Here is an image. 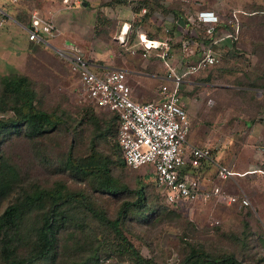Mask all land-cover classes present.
I'll return each mask as SVG.
<instances>
[{
    "label": "rangeland",
    "instance_id": "obj_1",
    "mask_svg": "<svg viewBox=\"0 0 264 264\" xmlns=\"http://www.w3.org/2000/svg\"><path fill=\"white\" fill-rule=\"evenodd\" d=\"M83 1L0 0V5L8 13L5 16L0 14V76L15 71L28 73L44 107L64 113L73 127L77 124L76 120L85 117V122L79 126L80 132L66 128L63 124L55 134L46 139L47 146L43 145L45 152L58 159L74 138L77 153L88 151L92 139L100 133V118L105 114H113V111L100 107L82 93L79 74L72 68L70 61L49 47L50 45L38 44L46 46H40V52L32 49L35 51V56H32L34 59L29 57L26 51L29 48L26 45L27 31L19 21L24 14L28 23L29 10L36 5L47 15L57 12L54 19L64 27V37L59 40L60 45H63L64 38L70 37L88 52L98 50L102 53L106 48L111 53L116 50L118 53L130 51L121 44L118 34L125 19H131L128 26L133 29V22L141 17H134L133 8L142 0H87V4ZM197 1L162 2V5L154 9L169 13L170 19L161 24L149 17V21L140 24L137 29L143 27L151 35L160 38L172 34V50L179 49L183 39L191 38L192 46L199 50L197 42L204 38L206 27L196 21L192 22L188 18L189 14L201 5L214 8L224 20H229L232 13L237 12L241 21L237 40L223 39L224 42L217 45L221 50L220 60L215 65L189 76L192 81L186 82V86L182 88L183 93L191 91L193 96H199L200 104H196V111L204 115L203 123L211 126L220 135L215 153L219 156V161L235 170L227 179H218L217 163H211L206 169L207 186L211 187L218 182L225 192L235 195L236 199L229 201L219 196L190 199L178 205L176 210L179 213L167 214V208H164L151 214L143 223L136 219L130 220L127 225L129 235L144 254L154 256L163 264L177 263L184 254L187 241L203 243L209 249H234L255 260L263 257L259 263L264 264V242L257 237L264 233V88L249 87L239 82L247 80L244 73L246 69L256 71L259 67H264L261 62V58H264V0H201L203 4ZM98 16L101 19L98 20ZM166 26L170 27L169 31L165 30ZM68 30L77 32L78 39L68 35ZM222 33L218 31L217 35ZM86 55L89 57L87 52ZM149 57L153 58L154 63L157 62L158 55L153 53ZM135 77L136 75H128L132 92L138 90L141 95L147 94V98L140 100L155 98L162 81L154 80L152 85L144 87L135 83ZM85 106L95 112L96 118H93L98 119V127L84 115ZM10 113V109L0 110V115ZM114 142L115 138L111 136L106 141L100 140L97 147L113 153ZM6 152L18 163L27 181L37 179L41 183H49L57 177H64L73 187L86 185V181L82 179L76 181L68 174L47 170L34 155L33 145L25 137L14 138L13 143L7 145ZM113 156L116 157L115 153ZM153 169L152 162H148L139 168L116 167L114 171L121 181L136 187L139 177L146 182L153 180ZM152 187L165 206L168 202L161 197L156 184ZM92 193L97 203L109 214H114L122 197L128 195V192L123 193L122 197L107 192ZM132 196L133 193L129 197ZM244 198L248 201L244 202ZM7 202L6 200L5 203ZM246 222L254 230L256 238L248 246L240 247L236 242L240 240L232 233L240 232ZM91 224L100 230L97 221ZM85 241L87 240L84 239L83 242ZM67 249V253L75 257L84 253V249L77 244L70 245ZM128 262L126 255L115 254L103 255L99 264Z\"/></svg>",
    "mask_w": 264,
    "mask_h": 264
},
{
    "label": "trees",
    "instance_id": "obj_2",
    "mask_svg": "<svg viewBox=\"0 0 264 264\" xmlns=\"http://www.w3.org/2000/svg\"><path fill=\"white\" fill-rule=\"evenodd\" d=\"M143 4L149 10L140 13ZM160 5L161 0H142L134 7L141 17L133 22L132 37H135L137 27L149 21L153 9ZM26 18L23 14L20 20L26 23ZM97 19L101 18L98 16ZM261 62L264 63V58ZM244 73L247 80L239 82L249 87L264 88V67L256 71L246 69ZM40 101L28 73L15 71L0 76V110L12 111L9 115H0V264H99L103 255L115 254L126 255L128 264H163L142 252L130 237L127 225L133 219L143 223L151 214L164 208H167V214L179 213L176 209L180 204L167 201L164 206L152 190L154 177L147 182L139 177L136 187L119 179L114 171L116 167L141 166H130L124 160L117 138V112L112 110L113 114L100 118L101 135L92 139L88 151L77 153L74 138L58 159L45 152L43 145L47 146L46 139L63 124L78 133L85 117L76 120L77 127H73L64 113L46 108ZM83 109L88 121L92 120L98 127L95 112L87 106ZM19 136L33 145L34 155L47 170L68 174L76 181L82 179L86 185L73 187L64 177H57L49 183H41L37 179L27 181L18 163L6 152L7 145ZM111 136L115 138L113 153L116 157L97 147L100 140L106 141ZM92 191L107 192L116 197H122L126 192L128 195L122 197L116 212L109 214L97 203ZM131 193L133 196L129 197ZM93 221L99 223L100 230L93 227ZM232 234L240 240L236 241L240 247L248 246L256 238L248 222L240 232ZM257 237L264 242V233ZM84 239L87 241L83 242ZM187 242L184 254L175 264H260L263 258L255 260L234 249L215 250L200 242ZM76 244L84 249L79 257L67 253V248Z\"/></svg>",
    "mask_w": 264,
    "mask_h": 264
},
{
    "label": "built area",
    "instance_id": "obj_3",
    "mask_svg": "<svg viewBox=\"0 0 264 264\" xmlns=\"http://www.w3.org/2000/svg\"><path fill=\"white\" fill-rule=\"evenodd\" d=\"M197 3L203 4L201 0ZM147 11L148 6L143 4L140 13ZM0 14H8L2 5ZM150 18L163 24L170 19V14L154 9ZM188 18L206 27L203 35L209 38L197 42L199 50L192 46L191 38L183 39L180 48L172 50V34L160 38L143 27L137 29L131 44L129 26L126 28L123 25L118 34L119 41L126 49L134 52L142 48L145 56L154 53L167 67L165 80L159 84L155 99L135 98L126 69L113 67L98 71L91 59L74 43L64 44L58 48V52L70 61L79 74L82 93L100 107L117 112V138L125 162L133 167L152 162L155 184L166 201L182 204L190 199L212 196L231 201L236 196L225 192L218 182L207 186L205 164L206 161L217 163L218 179L228 178L235 170L217 161L214 146L189 141L191 119L182 101L181 88L189 76L220 60L221 50L217 45L222 44L225 38L233 41L239 36L240 21L236 11L226 21L217 10L204 5L191 12ZM25 27L28 38L34 41L48 42L60 33L52 16L42 13L36 5L30 8L29 23ZM165 30L169 31L170 27L166 26ZM218 31L223 33L217 35ZM195 54L197 57H192ZM243 200L248 201L247 198Z\"/></svg>",
    "mask_w": 264,
    "mask_h": 264
},
{
    "label": "crops",
    "instance_id": "obj_4",
    "mask_svg": "<svg viewBox=\"0 0 264 264\" xmlns=\"http://www.w3.org/2000/svg\"><path fill=\"white\" fill-rule=\"evenodd\" d=\"M39 9L41 10L42 13L47 15L41 8H39ZM133 13H134V17H135V15L138 16V13L136 12V10H134V8H133ZM56 14H57V12L54 11V14L49 13V16H52L53 19L54 18L56 19ZM55 19H54V21H55ZM128 20L129 19L124 20L125 21L123 24L124 26H128V23L131 21V19L129 21ZM19 22L24 27L29 23V22L24 23L21 20ZM55 22L57 23V25L60 28V33L57 36L50 39V41H48V42L43 41V42L46 43V45L47 44L50 45L49 47H51L52 49H55V51L57 53H59L57 48L63 47L64 44H69V43L76 44V43L74 42L75 40L71 39L70 37H67V38H64V40H62L63 45H60L59 40H61L64 37L63 36L64 27L60 26V24H58L57 21H55ZM25 29H26V27H25ZM130 29H132V28H130ZM68 31H69V33H67L68 35H71L73 37L75 36L76 40L78 39L79 36H78L77 32H75L74 30L73 31L68 30ZM130 33H131V30H130ZM26 38H27L26 39V45L29 47L28 50H26V51H27L29 57L35 56L34 55L35 51H33L32 49L39 51L42 49L40 46H46V45H39L38 46V44H41L39 41L31 40L28 38V36ZM134 39H135V37H132V33H131L130 38H129V44L133 43ZM82 44L84 45V43H82ZM36 46L38 48H36ZM80 49L82 52H84L85 55H86V52L89 54V58L91 59L93 67L98 71H103L107 68H113V67L124 68L127 70V76L128 75H134V76L136 75L135 83L137 82L138 85L144 86V87H146V86L148 87V86L152 85L154 80H158V81L165 80L167 67L162 62V59H160V57L158 56L157 62L154 63L153 58H150L149 55L145 56L143 54L142 48H138L134 52H132L129 49L130 51L125 50L124 52L120 51L119 53L117 50L115 52L113 51V53H111L108 48H106L105 51L102 53H101V51H98V50H91L88 52V50H86L83 46ZM177 53H179V52H177ZM100 54H103V55H100ZM86 56H88V55H86ZM192 57H197V54L193 55ZM98 58H100V59H98ZM32 59H34V58L32 57ZM189 81H192V80L190 78H187L184 81V83L182 85L183 89L186 86L185 83L189 82ZM182 88H181L182 101L186 105V107L189 111L190 119H191V127H190V130L188 133L189 141L193 144H198V145H202V146L211 145V146L216 147V144L220 140V135H218L217 131L214 130L211 126H209V127H208V125L206 126V124L203 123V121L205 120L204 115L202 116V115H200L201 113L196 111L197 110L196 104H200V101H198L199 96H196V97L193 96L192 94H190L191 91L183 93ZM132 95L138 99L148 97V96H146L147 94L141 95L140 91H138V90H133ZM155 95H156L155 98H157L158 92ZM155 98H152V99H155ZM149 100H151V99H149ZM216 157H217V160L219 161V156L217 154H216ZM219 162H221V161H219ZM211 163H213V162L212 161H206L205 168L207 169V167H209V165ZM221 163H223V162H221Z\"/></svg>",
    "mask_w": 264,
    "mask_h": 264
},
{
    "label": "water",
    "instance_id": "obj_5",
    "mask_svg": "<svg viewBox=\"0 0 264 264\" xmlns=\"http://www.w3.org/2000/svg\"><path fill=\"white\" fill-rule=\"evenodd\" d=\"M83 3H84V4H87V0H84ZM57 49H58V48H57Z\"/></svg>",
    "mask_w": 264,
    "mask_h": 264
},
{
    "label": "bare ground",
    "instance_id": "obj_6",
    "mask_svg": "<svg viewBox=\"0 0 264 264\" xmlns=\"http://www.w3.org/2000/svg\"><path fill=\"white\" fill-rule=\"evenodd\" d=\"M126 28H127V26H126Z\"/></svg>",
    "mask_w": 264,
    "mask_h": 264
}]
</instances>
